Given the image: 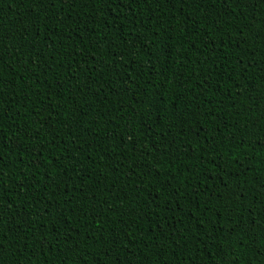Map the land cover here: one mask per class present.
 <instances>
[{"label": "trees", "instance_id": "trees-1", "mask_svg": "<svg viewBox=\"0 0 264 264\" xmlns=\"http://www.w3.org/2000/svg\"><path fill=\"white\" fill-rule=\"evenodd\" d=\"M0 264H264V0H0Z\"/></svg>", "mask_w": 264, "mask_h": 264}]
</instances>
